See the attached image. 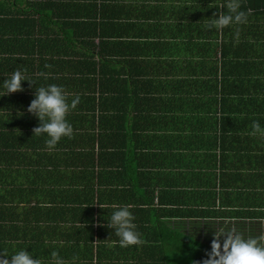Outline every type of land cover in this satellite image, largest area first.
I'll list each match as a JSON object with an SVG mask.
<instances>
[{"label": "crops", "instance_id": "obj_1", "mask_svg": "<svg viewBox=\"0 0 264 264\" xmlns=\"http://www.w3.org/2000/svg\"><path fill=\"white\" fill-rule=\"evenodd\" d=\"M191 10L185 0H11L17 34L0 41V256L26 249L42 264L53 251L66 264H138L154 256L161 228L189 236L196 222L205 223L191 215L219 192V171L230 177L217 206L264 209V135L250 134L254 121L264 128V33L258 48L242 52L248 66L237 62L231 84L213 92L209 37L200 30L201 13ZM112 19L116 26L107 24ZM95 24L104 25L99 50ZM143 44L150 52L138 54ZM129 65L139 73L128 81ZM17 69L32 84L3 96L4 80ZM49 84L81 100L67 115L73 135L53 151L45 136L34 135L40 122L27 111L35 89ZM102 92L107 102L98 99ZM220 105L231 113L222 163L214 131ZM104 107L122 116L129 110L128 123L119 117L111 125ZM150 172L156 175L148 183L143 173ZM148 184L157 186L147 194L152 205L142 199ZM158 186L171 187L164 201L179 203L163 206ZM178 189L180 198L171 194ZM113 203L133 205L143 243L119 246L106 226Z\"/></svg>", "mask_w": 264, "mask_h": 264}, {"label": "trees", "instance_id": "obj_2", "mask_svg": "<svg viewBox=\"0 0 264 264\" xmlns=\"http://www.w3.org/2000/svg\"><path fill=\"white\" fill-rule=\"evenodd\" d=\"M224 2L225 0H190V2L188 0H185V5H189V9L192 8L191 13L195 15H200L201 13L202 15V26L200 30L202 32V35L209 37V41L204 44V46L206 47L205 51L208 53L209 57L208 66L212 68L214 67L215 71L213 77V92L220 91L221 94L222 91H225L226 87L232 82L230 76L232 66L237 64V62H239L238 64L241 63L244 68L248 66L246 64V62H248V59L242 57V52H244V50H246L248 47L256 46L258 48L257 45L260 44L258 35L264 33V0H240V10L247 13L246 24L232 25L219 32L214 29L212 31L208 30V19L213 18L214 15H218L220 12L225 11V9L220 8L221 5L224 4ZM205 4L208 5V8H206L205 11H202L203 13L196 10L199 6L201 7ZM117 10L119 13V9ZM186 14H189V12H186ZM115 21L117 20H109L107 21V24L108 22H111L112 26H116ZM196 24H198V21L196 22ZM203 24H206V30H203ZM97 27L98 28L96 30L99 31L96 32V39H100V45L97 44L98 46L96 50H99L101 49L100 46L103 40L102 32L104 25L100 24V27L99 25H97ZM17 30L18 29H15L11 26V0H0V41L6 42L8 44L11 43V40L15 39ZM149 44H143L140 50L137 47L138 54L140 51H143L144 54L149 53ZM147 62L149 65L151 60L149 61L147 59L145 61V64H147ZM129 67H131L132 69H130L127 74L129 75L130 73L132 77L126 79L128 81L133 79L135 77V74L139 73L138 67L135 68L131 65H129ZM139 70H142L141 66H139ZM219 88L221 90H219ZM221 94L219 95L222 97L223 95ZM98 99H101L103 102L106 101L103 92L101 98L99 96ZM90 100L94 99L90 98ZM219 100H222V98H219ZM219 108H221V113L218 117L217 126L214 128V131L218 132L217 134L219 135L220 144L219 153H216V157L218 156V159H221L222 163V145L224 138L227 137L225 123L227 119L231 117V113L230 111L226 110V108H222L221 105L219 106ZM104 111L105 113H107V115H105V118L109 119L111 125H114V120L119 117H121L124 123H128L129 110L126 111L125 115L123 116L121 114V111H118L120 113L119 115V113H112L115 112V110L110 111L107 110L106 107H104ZM134 122L129 123L131 126L127 128L126 137H130L133 134L135 128ZM229 124L230 122L227 123V126ZM118 142L119 141L109 143H114V148H116L119 144ZM131 161L135 162L134 158H131ZM140 164L143 168H145V164L142 161H140ZM220 168L222 170V165L220 166ZM227 174L228 173H226L225 171H219V174H217L219 179V192L214 193L210 196L211 203L207 207H204L202 211H198V215H191L192 219H197V221H200L199 219H201V221H204L205 223L196 222L195 224H197V227H195V229L193 228V233L189 236L181 234L175 230L173 231L169 228H161V233L156 238V244L158 246L153 250L154 256L152 258H146L145 256L144 259L138 264H186L187 261L189 262L191 260L193 264H203V261L208 258V253L211 252V243L214 238L213 231L221 227L228 229L235 228L245 238L264 236V209H262L260 206L256 207V209H252L256 211H248L249 209L247 208H239V210H236V212L234 213L228 211L226 212L222 210L220 205L217 206L216 201L219 202L220 200L221 204L222 195L224 194L223 190H228L229 188L227 180L225 179L230 177H225ZM143 175H147L145 179L149 183L154 178L153 176L156 174L150 172L146 174L143 173ZM147 187L148 190L147 192L145 190L144 194H142V199L144 203L152 205L154 199L148 200L149 197L147 196V194H152V192L157 189V186L156 184H148ZM158 188V190L160 191L164 190L161 199V204L163 206L166 207V203H169L171 206H173L172 203H179L175 201H164V194L168 193L167 191L171 190V187L167 189H161L160 186H158ZM174 192L175 193L171 194H176L177 198H180L179 196L182 195L180 189L175 190ZM176 206L177 208H179L180 204H177ZM179 212L183 213V211ZM179 216L169 215L170 218ZM185 216L187 217V215ZM149 240V244H151V246H154V242L151 239ZM13 253L14 251H11V253H5V255L10 256ZM8 259H11V257H8Z\"/></svg>", "mask_w": 264, "mask_h": 264}, {"label": "clouds", "instance_id": "obj_3", "mask_svg": "<svg viewBox=\"0 0 264 264\" xmlns=\"http://www.w3.org/2000/svg\"><path fill=\"white\" fill-rule=\"evenodd\" d=\"M225 11L208 19V30L223 31L232 25L247 23V13L240 10V0H225L221 5ZM218 8V9H220ZM39 76L47 79V74L39 73ZM24 82H32L26 72L20 69L14 70L3 82L5 95L23 91ZM80 96L75 95L70 101L68 93L62 86L49 84L35 89V98L31 101L27 111L40 123L33 129L36 136H45V147L53 151L62 138H70L73 135V127L67 120L70 111L75 110L80 104ZM251 135H264V128L259 122L252 123ZM104 209L106 206L99 204ZM113 209L110 219L107 220V228L117 237L120 247L137 246L143 241L137 231L134 222L135 216L131 211V204L108 205ZM211 252L203 264H264V236L245 238L235 228L221 227L213 231ZM222 239V243H221ZM8 257H11L9 260ZM32 253L21 249L12 255L0 256V264H42L39 258H33ZM48 264H66L65 260L55 251L51 253Z\"/></svg>", "mask_w": 264, "mask_h": 264}, {"label": "rangeland", "instance_id": "obj_4", "mask_svg": "<svg viewBox=\"0 0 264 264\" xmlns=\"http://www.w3.org/2000/svg\"><path fill=\"white\" fill-rule=\"evenodd\" d=\"M220 223H221V222H220ZM186 264H193V263H192V260L189 261V262L187 261Z\"/></svg>", "mask_w": 264, "mask_h": 264}]
</instances>
